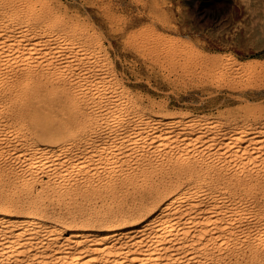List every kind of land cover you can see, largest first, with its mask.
<instances>
[{"label":"bare ground","instance_id":"6f19581e","mask_svg":"<svg viewBox=\"0 0 264 264\" xmlns=\"http://www.w3.org/2000/svg\"><path fill=\"white\" fill-rule=\"evenodd\" d=\"M17 1L18 0H16V2ZM18 9H19V4L14 5V3L3 5L2 9L0 6V112L3 109H7V108H4V106L7 103L8 97L18 98L22 94L24 95L25 93H28V94L31 93L34 95L38 94L39 93V82L37 78L40 77L43 71L45 70L48 71L50 69L49 71L50 72L52 71L51 73H53V75L55 72L56 73L58 72L57 69H60V71L61 69H65L67 71V69H69L73 65V62L76 60L83 62V64L81 63L79 64L89 67L91 62L89 63L88 61H91L92 59L90 58L91 55H89L86 52L87 50H85L84 47L79 46L77 42L76 43L73 42L74 40L71 41L72 39L70 40L69 37L62 35L61 33L60 34L56 33L54 24H51L44 28V32H45L44 35H40L39 32L36 30L29 29L30 26L28 27L27 26L28 24L26 26L22 25L20 23L21 20H18L20 16L17 13ZM43 19L45 18L43 17ZM24 23H25V19H24ZM37 27H39V25ZM58 55H60L61 57L60 60L57 58ZM94 61L98 62L97 60H94ZM94 61L93 63L96 67V62ZM99 65H102V64H99ZM87 67L86 69H88ZM95 67L91 70H94ZM80 68H82V66ZM103 68L104 67L102 65V69ZM65 70H62V71H64L65 73ZM71 70L72 68H70V70L68 71H71ZM73 70H76V69L73 68ZM85 71L87 72V70ZM94 71L93 73L97 72V71L95 72ZM90 73H87V74H90ZM61 74L58 73V75H61ZM83 74L84 72H82L81 75ZM106 74L108 75L110 73L107 72ZM106 74L101 75V71H100L101 77L98 76L99 78L95 77L93 74V77L97 78V79L94 78L95 80L93 79L94 84L97 83V86L95 85V89H92L95 91L97 95L96 98H94L95 96L94 94H93L94 95L93 97L91 96V93L94 92V91L93 92L90 91L91 87H87V89L89 88V91L91 92L89 98L92 97L93 99H97V101L100 102L101 105H103V109H102L103 113L100 112L101 114H99L102 116L99 117L98 114L97 116L101 120L100 121L101 124L105 126L107 130V134L105 136L96 137L97 139L92 136V138L94 139L90 142L88 138L81 137V139L84 138L85 141L86 139L88 140V142L86 141L87 143H83L87 145L84 148L83 146H81L82 148L78 146L79 144L77 146L76 145L74 146L73 143L71 144L69 142H68L69 144H66L64 141L55 146H47V145L45 146L42 144H41L42 146L37 145L35 142H33L34 141L33 139L31 140L30 138L31 136L25 134L26 130L24 131V129L27 127V125L24 128L22 126V123L20 125V123H15L13 121L3 122V123L0 122V141L2 142V139L3 141L5 140L3 145H6V147H7V144H5L6 141L8 143L10 142V144L12 143L11 146L9 145L10 147L8 146L9 148H7V151L11 149L13 154L11 152L8 153L7 151H6L7 153L5 154H11V155L15 154L14 156H17V158L21 157L23 159L22 162H24V164L20 168L21 170L19 171V173L17 174L15 173L16 178L14 182L12 183L14 187L13 188L10 187L12 186L10 185L11 183H9L10 186L7 185V187H10L11 189L8 188V192L7 194H5V195H8L6 198H8L9 204L11 203L12 200H14L15 201L14 204L16 206L18 207L20 206V208L22 206L28 209V211L30 210V212L26 215H23V214L16 215V214H12L10 212L11 210L9 211V208H10V206H8L9 204L3 205L4 211L0 212V264H256V263L264 264V218L262 221H259L261 217H263L262 216L263 214L262 215L260 214L261 217L259 219L258 217L255 216V214L257 215V213H259V211L255 213L256 211L254 209L255 212H251L250 211L251 209L250 201H249L250 209L247 208V204H245V202L243 201L245 199L244 197H246V195L248 194V191L251 190L252 192V189H254L253 187H255L256 184H259L262 187V184H261L262 182L260 181H259L260 183L257 182L258 179L257 180L255 179V177L257 176H254L253 179L256 180V182L254 180L253 182L252 179H249V176L247 175L250 173L246 172L247 173L246 175L248 177L246 178V175H245L246 179L244 178L242 179L240 176L241 180L236 181L237 185L232 187L231 184L235 181H232L231 184L230 183L228 184V182L221 183L223 180L222 178L224 177V175L222 174L223 177L220 178V180L222 179L221 182H217L216 181L217 179L215 180L214 178L215 176L213 177L212 174L209 173V169L212 167L211 162L213 161L211 162L206 161L208 158L206 160L204 158L205 161L202 159L200 161V157H199L200 163L198 165L191 164V161L193 160V158H196L193 155L194 153L207 150L206 151L207 156L209 154L211 156L213 155L215 159L217 156H221V155H224L223 157L225 158L221 156V158L223 159H226V157L228 156L231 159V161L232 159L233 161H236V162L232 161V163H235L236 165H238L239 168H245L248 166V171H250L249 169L250 164L252 166L257 162L264 163V124L263 126H260L257 129H254V128L250 129L248 127H244L241 125L237 126L239 122L236 124L237 127H232L233 123L230 121L232 123L231 127L228 126V127L222 128V127H219L220 125L216 123L217 121L215 122L211 119L206 120L205 118H204L205 120H199L200 118L199 119H196L193 117L187 118V116L186 117L185 116H176V117L170 116L171 118L165 117V116L164 117H150L142 113L141 114L138 113L134 115L133 117L132 116L129 117L128 114L125 113L127 109L126 108L127 101L123 99V96L121 98L117 97L113 99L112 101L110 100L108 96L106 97L105 95H103L106 92L105 91L106 86L104 87V84H103L105 82L103 81L108 79ZM72 75L70 76V78L73 77ZM103 76L104 77L106 76V79ZM88 77L90 79V77H92L91 74ZM109 78H110V75H109ZM62 81L64 82V79L61 80V82ZM79 81L83 82V79ZM87 81L88 80H86L85 82L87 83ZM80 84L81 83H79V85ZM88 84L87 86H89ZM85 85L82 84L83 87H86ZM26 86H29V89H24V87ZM77 86H76V89H77L76 91H78ZM79 89L81 91L80 87ZM83 92L82 94H85V92L84 93ZM113 94L115 93H112V95ZM125 95L127 94L125 93ZM82 96L83 97L81 98H85L84 97L85 95H82ZM76 97L77 95L75 96V99ZM92 98L91 100L90 99L89 100L93 102ZM85 99H87V97ZM128 99L130 101V98ZM80 101H82V99ZM109 101H112V105H108ZM83 102H85V100H83ZM92 102H89L86 105L89 106L88 104H91ZM95 102L96 101H94V103ZM8 104H9V101H8ZM81 104L83 103L81 102ZM129 106L130 104L128 105V107ZM90 107H92V105ZM93 107L95 106L93 105ZM83 108H84V105H83ZM80 109H82V107ZM90 110L88 109V111ZM135 110L132 109V112H134ZM26 116H29V115H26ZM93 116H95L94 118L95 120L89 121V122L87 121L88 123L97 122L98 117L96 118V115H93ZM0 117L2 116L0 115ZM2 119L4 120V118ZM87 119L90 120V117ZM27 121L29 120H26V122ZM72 121L73 120L71 119L70 123L67 125H70V126L73 125ZM220 121L221 120H219V122ZM26 122H24V126ZM95 126H97V124H95ZM68 127L69 126H67V128ZM257 127H258V124H257ZM74 128H73V131H74ZM93 129H95L94 126H93ZM73 131L71 132V135L73 134ZM30 132L28 134H30ZM90 132H93V130ZM94 133L95 132H93V134ZM83 134L86 135L85 133ZM89 134L90 133H88V135ZM85 141L83 140V142ZM81 143H82V140H81ZM3 145L1 147H3ZM1 147H0V160L4 161L6 158L5 157L6 155L3 154L5 151ZM158 152L161 155V157L160 156L158 157L164 158L169 161L172 160L177 165H180V167H184L182 168L181 174L180 172L179 174L181 176L183 174L185 177H187L188 182H189L188 186L186 187L184 186V188L179 189V190L175 189V191H169L165 198L166 200L164 201V203L162 202L163 204L160 206L157 212H153L148 215H142L141 212L144 211L145 209H148L149 207V205L147 204L153 201L152 199H150V201H147V204H143L144 201L143 203H137V207H136L137 211L135 210L136 212L133 214H124L121 212L120 213H110L111 215H108L107 218L105 216H102L101 218L99 216V213L101 211H103L104 213L106 211L107 212H111V210L113 211L114 205H113L112 200L107 202L101 197L100 199H102L103 201L99 202L98 200L99 204L96 202L97 197H94V199L96 198L94 202H93V199L90 200L93 194L94 195L95 193L97 195L99 194L97 192L101 190L100 188L102 186V184L99 187L97 186V184L92 183L93 177L91 178V175L93 176V174H96L94 175V177L96 176V178L98 179H100V177L101 179L102 178L107 179V181H104V183L102 182L104 186L108 184L110 178L115 179V181L117 179L116 185L117 183L120 185L121 183L120 181L122 180L127 181V182L131 181L132 180L131 176H133L134 178V174H136L139 171V173L141 174L139 177L141 182L138 181V183L139 184L145 183L146 181L150 180L148 179V177L151 179L153 178V176H150L151 171L155 169V167H153L152 165L158 166V169H159V166L162 169H164V167H162L163 165H161L162 162L165 161L164 159L163 161L160 160V162L159 161L155 162L156 161L155 159H157L155 157V159L153 160L154 158L153 155L154 156L158 155L156 154ZM197 154L199 156V153ZM207 156H204V157H207ZM131 157H133L132 159L136 160L135 162L136 164L134 163L135 167L128 168L127 163L128 161H130L129 159ZM12 160L13 159H11V162ZM194 161H196V164H197L198 160H194ZM14 162L12 163L14 164ZM222 162L224 161H221V163ZM167 163H165V167ZM7 164L12 165L10 162ZM12 166L15 167L14 165ZM12 166L11 168H13ZM258 166L260 165L258 164ZM173 167L174 166H172L170 169L168 168V165H167V168L170 170H172ZM224 167L226 166L224 165ZM176 168L174 169L176 170ZM229 168H231V166ZM220 169L222 170L223 168H220ZM10 170L13 171V169H10ZM146 170L147 171L150 170V171L147 172ZM160 170L159 171L156 170L158 171V174ZM219 170H218V173H219ZM230 170L231 169H229V171ZM242 170L240 172H242ZM224 171H226V169ZM254 171L252 170V173ZM16 172H18V170ZM149 172L150 174H148ZM175 172L176 171H173V173ZM226 172L228 173V170ZM237 172L240 173L238 170ZM237 172H235V174ZM44 173L48 175L47 176L48 178L45 181H42V175ZM153 173H155V170ZM164 173H166L165 170H164ZM169 173H167V175ZM227 173H225L226 174L225 176H227ZM1 174L3 175V172H1ZM11 174H14V173H11ZM231 174H228V176ZM97 175L99 177H97ZM170 175H168L169 179H170ZM174 175H172L173 178H174ZM255 175L257 174L255 173ZM88 176L90 177L88 178ZM155 176L157 178V175ZM137 177H138V173H137ZM161 177L165 178L164 176H161V175L158 178L160 179ZM229 177L231 178V176ZM90 178H91V181L89 180ZM225 178L226 177H224V181H226ZM236 178L237 177H235L234 180ZM229 179L227 178V181ZM136 180H138V178ZM153 180L154 179H152V181ZM135 181H133L134 183L133 187L135 185V188H136V185H138V183L137 181L136 182ZM152 181H150L149 183L152 184ZM179 181L180 180H178V182ZM35 182H40L39 184H41L39 188H41L42 191H39V192L42 193L43 190L49 189L53 191V193L55 194V196H57V198L59 197V195H61L62 197L63 194L68 193L69 190L71 191V189H73L72 188L73 184H77V186L80 184L81 186H78L77 189L79 187H82L85 190L84 191L85 197L82 196L83 194L81 196L84 198V200L85 199L90 200L92 204H90V206L87 208L84 214L80 213L82 209L79 213L76 210L78 213L77 215L81 216L82 221H84L86 224L92 221L99 220L101 224L103 223L104 227H86L85 226L86 224H80L82 226H79L77 228L72 227V226L63 228L61 226L50 224L49 222H46L43 218H41L39 215H37L38 212H42V208L44 207V206L42 207L43 202L37 203L36 201V202H28L24 204L23 202L25 200L24 199L22 200L23 203L22 202L19 203L17 201L19 204H16V199L20 197L18 193L27 192L28 194V191H31L34 189L33 185L36 184ZM93 182H96V181H93ZM124 184L125 183H122L121 185H124ZM128 184L130 185V182ZM210 184H212V187L213 185L214 187L215 185H217V188H218L217 191L215 189L211 190L210 188H209L210 190L205 189L206 187L204 186L210 185ZM147 185H148L147 188L150 189L149 184ZM75 187L76 186H74V188ZM164 187H165V184H164ZM113 188L108 190L107 192L108 194L111 193L110 194L111 198L112 197L114 198L115 196ZM121 188L122 186L120 187V189ZM77 189L76 191L79 192L80 188L78 189L79 191ZM127 189L128 188H126V190ZM255 189L257 190V187ZM73 190L71 192H73ZM126 190L124 192H127ZM140 190H141L140 192H142V189ZM164 190L165 188H161V189L159 188V190H156V191L154 190L155 195L153 194V196L154 197L158 196L159 198V196L163 194V192H165ZM168 190H171V189H168ZM102 191H104L103 188H102ZM80 192H79V195H80ZM257 192H256V195H257ZM263 192L261 191V193ZM129 193L130 192H128L127 195ZM132 193L129 195L131 196ZM242 193L243 194L245 193V196H242ZM31 194H34V192ZM72 195L74 199L75 195L77 196L78 194H76L74 191ZM103 195L102 197L105 198V196ZM141 195L143 196V194ZM259 195L262 196V194H259ZM126 196H125L126 200L124 201H126L125 204H128L127 203L128 197L126 198ZM132 196L135 197V195H132ZM65 197H63V199ZM88 197H90V199ZM149 197H150V193H149ZM22 198L23 197H21V199ZM80 198L78 199L79 201H80ZM263 198L264 197H262V199ZM98 199H99V195H98ZM119 199L118 201H120ZM155 200L157 201V198ZM55 201L57 202V200ZM87 201H85L86 204L89 202ZM81 202H83V200ZM81 202L80 204L83 207ZM58 203L60 204V200ZM77 203L75 204V202H73L75 206L79 205ZM252 205H253V202H252ZM72 207L70 208L72 209ZM256 207H257V204H256ZM64 210L66 211V209ZM54 212H56V210ZM68 213L70 212L68 211ZM74 215H75V212H74ZM72 216L73 215L68 216L69 219ZM255 217L259 220L257 221ZM73 219H75V217ZM254 220H256V223L254 222ZM251 223L256 224L255 225L256 228L254 227L255 231L252 230L253 225Z\"/></svg>","mask_w":264,"mask_h":264},{"label":"rangeland","instance_id":"374dc122","mask_svg":"<svg viewBox=\"0 0 264 264\" xmlns=\"http://www.w3.org/2000/svg\"><path fill=\"white\" fill-rule=\"evenodd\" d=\"M13 1L16 2V0H0L1 9L3 5L13 4V3L14 5L19 4V9L17 13L20 16L18 20H21L20 23L22 25L26 26L28 24L27 26L28 27L30 26L29 29L36 30L39 32L40 35H44L45 33L44 28L51 24H54L56 33L58 34L61 33L62 35L69 37L70 40L72 39L71 41L74 40L73 42L75 43L77 42L79 46L84 47L85 50H87L86 52L89 55H91L90 58H92L91 61H88L89 63L91 62L89 67L81 65L83 64V62L76 60L73 62V65L70 67L72 68L71 71H68L70 70V68L67 69V71L65 69H61V71L60 69H57L58 72L57 73L55 72L54 75L53 73H51L52 71L51 72L49 71L50 69L48 71L45 70L46 72L43 71L44 73L42 72L41 75H43L44 77L40 75L41 78L40 77L37 78L39 82V93L36 95L38 96L31 94V93L30 94L25 93L24 95L22 94L23 96L21 95L22 97L20 96L18 98L17 97L7 98V103L4 106V108H7V109H3L2 111L4 112L2 111L0 112V115L2 116L0 117V122L3 123V122L13 121L15 123H20V125L22 123V126L24 128L27 125V127L24 129V131L26 130L25 134L31 136L30 137L31 140L33 139L34 140L33 142H35L37 145L42 144L45 146L46 145L55 146L64 141L66 144L73 143L74 146L75 145L77 146L79 144L78 146L80 147L83 146L84 148L87 145L83 143H87L88 140L90 142L96 137L105 136L107 134V130L105 126L101 124L100 122L101 120L99 119V117L102 116L99 114L103 113V110H102L103 105H101L100 102L97 101V99L92 98L94 95H95L94 98L97 97L95 91L92 90V89H95V85L97 86V83L94 84V80L101 77V75L106 74L107 72L110 73L108 75L106 74L109 80L106 79V76L105 77L103 76L107 80V81L106 80L103 81L105 82L103 83L104 87L106 86L105 87L106 94L104 93L103 95H105L106 97L108 96L110 100L112 101L113 99L117 97L121 98L123 96V99L127 101L126 102L127 109L125 113H127L129 117L130 116L133 117L134 115L138 113L139 114L142 113L144 115L146 114V116H150V117H164V116L165 117H170V116L171 117H176V116L186 117L187 116V118L193 117L196 119L200 118L199 120H205V119L210 120L211 119L215 122L217 121L216 123L220 125L219 127H222V128L228 127V126L231 127L232 125H233L232 127H237L241 125L244 127H248L250 129H253V128L257 129L260 126H263L264 124V0H18L16 3ZM43 17L45 19H43ZM24 19H25V23H24ZM38 25L39 27H37ZM60 55H58L57 57L59 60L61 59ZM94 60H97L98 62ZM93 61L96 62V67ZM97 64L98 65L102 64L104 68L102 69V65H99L100 66L99 67ZM80 65L82 66V68H80L81 67ZM86 67L88 69H86ZM94 67H95L94 70L97 72H95L94 70H91ZM73 68L76 70H73ZM62 70H65V73ZM85 70H87V72ZM102 70L105 72H103ZM93 71L96 74L93 73ZM100 71H101V75H100ZM71 72L73 75L71 74ZM82 72H84V74L86 75L84 74L81 75ZM58 73L59 74L62 73L63 74V75L61 74L62 77L61 75H58ZM87 73L91 74L92 77H90V79L88 77L90 76V74H87ZM65 74L66 75L68 74L67 77ZM93 74L97 78L93 77ZM71 75L73 77L70 78ZM109 75H110V78H109ZM63 79H64V82L62 81L63 82L62 83L61 80ZM82 79H83V82L79 81ZM91 79L93 82L91 81ZM86 80L90 81L91 83L88 81L86 83L85 82ZM76 81L78 84L76 83ZM79 83H81L80 84L81 86L82 84L83 85L86 84L85 85L86 87L82 86L83 87L82 88L79 85ZM87 84L89 86H87ZM75 85L76 86L78 85L77 86L78 91H76L77 89ZM79 87L81 88V91ZM87 87H91L90 91L91 92L94 91V92L91 93L89 91V88L87 89ZM24 89H29V86L24 87ZM110 89L113 90L114 92L111 91ZM82 90L85 92V94H82L83 92ZM90 93H91V96H92L91 98L93 102L90 101L91 100V98H89ZM112 93H115L116 95L113 94L114 95L113 96ZM125 93L128 96L125 95ZM109 94H111L112 96ZM76 95L77 97L75 99ZM82 95H85L84 97L85 98L87 97L88 100L85 98H81L83 97ZM78 97L80 98V100L82 99V101H80ZM128 98H130L131 103ZM83 100H85V102H83ZM8 101H9V104H8ZM94 101L96 102L94 103ZM112 101H109L108 105H112ZM81 102L83 104H81ZM89 102H92V103L88 104L89 106H87L86 104ZM129 104L130 106L128 107ZM83 105H84V108H83ZM91 105L92 107L93 105L95 107L92 108L90 107ZM81 107L82 109H80ZM88 109L89 110L92 109V110L88 111ZM132 109L135 110L137 113L135 111L132 112ZM130 111L132 114L130 113ZM24 114L29 115L30 117ZM97 114L99 117L97 116ZM5 115L7 116V118ZM93 115H96V118L98 117L97 122L88 123L89 121L95 120L94 119L95 116ZM89 117H90V120L87 119ZM2 118H4L5 121ZM71 119L73 120L72 121L73 125L71 126L67 125L70 123ZM218 119L221 121L219 122ZM26 120H29V121L26 122ZM24 122H26L25 126H24ZM95 124H97L98 127L95 126ZM257 124H258V127H257ZM67 126L69 127L67 128ZM93 126L95 129H93ZM72 127L73 128L75 127L74 131ZM87 129L89 130V132ZM92 130L93 132H95L94 134L93 132H90ZM72 131H73V134L71 135ZM99 131L100 133L101 132L103 133L100 134ZM29 132L30 134H28ZM86 132L90 133L91 135L89 134L90 135L89 136L88 133ZM83 133H85L86 135H84ZM92 136L94 138H92ZM81 137L88 138V140L86 139L87 142L85 141L84 138L81 139ZM81 140H82V143H81ZM83 140L85 142H83ZM4 141L3 139H2V142L0 141L2 143V144L0 143L1 144L0 147L3 145ZM5 144H7V147L6 145H3V147L1 148L4 149L5 152L3 151L4 152L3 154L6 155L5 156L6 158L4 161L2 160L3 162L0 160V164H1L0 165V191H1L0 193H2L0 194L1 196L0 197V212L4 211L3 209L4 204H9L8 203L9 200L8 198H6L8 195H5V194H7L8 188L14 187L12 183L14 182L16 178L15 173L16 174L19 173V171L21 170L20 168L24 164V162H22L23 159L21 157L17 158V156H14L15 154L14 155L5 154L7 152L12 153L11 149L10 150L8 149L9 151H7V148H9L12 145V143L10 144V142L8 143L6 141ZM206 151L207 150H204L202 152H197L199 153V156L197 153H194L193 155L196 158H193V160L191 161V164L198 165L201 159L204 160V158L205 160L208 158L206 161H209V162L211 161L214 162L215 160L214 163L211 162L212 167L209 169V173L212 174L213 177L215 176L214 178L215 180L217 179L216 180L217 182H221V180L223 179L221 183L228 182V184L229 183L231 184L232 181H235L231 184L232 187H234L237 185L236 181L241 180V178L246 179L248 176H249V179H252V181L254 180L253 179L254 176H257L255 177L256 180L258 179L257 182L258 183L262 182L261 183L262 187L259 184H256L255 187L253 188L255 189L257 187V190L255 189L254 191V189H252V192L251 190H249L246 197H244L245 199L243 198L244 199L243 201L245 202V204H247V208L253 209V210L250 209L251 212L256 211L255 213H257L259 211L257 215L255 214L256 217L260 219L261 215L263 214L262 215L263 217H261L260 220L255 217L257 221L258 220L262 221L264 218V198L262 199V197H264L263 195L264 193L263 192L264 191V175H263L264 165L263 164L264 163L257 162L254 164L255 166L254 165L251 166L250 164L249 166V169L251 171L250 172L248 171V166L245 167L246 169L239 168L238 165H236L235 163H232L233 159L231 161V159L228 156L226 157L227 161L226 159H223L225 158L223 157L224 155H221L223 158H221V156H217L215 159V157L213 155L211 156L209 153H208L209 155L207 156ZM156 154L158 155H155V156L153 155L154 157L153 160L156 157L159 160L155 159L156 160L155 162H158V161L160 162V160L163 161L164 158H160L161 157L160 153L158 152ZM204 156H207V157H204ZM14 157L15 159L16 158L17 159L15 160ZM199 157H200V161H199ZM132 158L133 157H131L129 159L130 161H128V163L130 162L131 164L127 163L128 168L135 167L136 160ZM11 159H13L12 162H14L15 160L14 164L11 162ZM164 160L165 161H163L161 164L163 165L162 167H164V169H162L160 166L158 169V166L152 165L153 167H155V169H153L152 167L153 169L152 171L154 172L155 170V173H153L152 171H151V174L153 173L152 175L150 174V172L148 173L150 174V176H153L152 179H154L153 180L154 182H153L152 179L148 177V179L150 180L145 182L149 184L150 189L147 188L148 187L147 184L138 183V181L141 182L139 178L141 174L139 173V171L137 172L138 177H137V173L134 174V178L133 176H131L132 177L131 179L132 180L134 179L133 181H135L138 178V180H136L138 183V185H136V188H135V185L133 187L134 183L132 180L128 182L122 180L123 182L120 181L121 183L118 181L120 185L118 183L116 185L117 179L115 181V179H112V178L109 179V182L107 185H105L106 186L105 187L103 183L104 181H107V179L105 178L101 179V177L100 179H98L96 178V176L94 177V175L96 174H93V176L91 175V178L93 177L92 180L96 181V182L92 181V183L97 184V186L99 187L102 184V186H104L105 189L104 187L101 186L100 188L101 190L97 192L99 193L98 194L99 199L96 193H95L96 196L93 194L94 196L92 195L91 199L90 197L88 198L90 200L93 199V202H94L96 199V198L94 199V197H97L96 202L98 204L99 202L103 201L102 199L106 200L107 202L112 200L113 205L115 206V207L113 206V211L112 210L111 212L106 211L105 213L101 211L99 213V216L101 218L102 216H105L107 218L108 215H111L110 213H120V212L124 214H133L137 211L136 210L137 203H143L144 201L143 204H147V201H150V199H152L153 201L147 204L149 205V207L148 209H145L144 211L141 212L142 215H148L150 213L157 212L160 206L166 200L165 198L169 191H175V189L179 190V189L184 188V186L185 187L188 186L189 182H188L187 177H185L183 174L182 176L180 175L182 168L184 167H180V165H177L172 160L170 161L166 159ZM194 160H198L199 162L197 161V164H196V161ZM221 161H224V162L221 163ZM9 162L12 165H14L16 168L10 164H7ZM164 162L165 163L168 162L166 164V167H165ZM233 162H236V161H233ZM258 164L260 166H258ZM167 165H168V168L170 169L172 166L174 167L172 168V170H170L167 168ZM224 165L226 167L229 165L227 167L228 169L224 167ZM11 166L13 168H11ZM230 166L231 168H229ZM232 166L234 169L232 168ZM174 168H176V170ZM220 168H223V169L221 170ZM10 169H13V171L14 170L15 171L13 172ZM16 169L18 170V172H16L17 171ZM225 169L226 171L228 170V173L224 171ZM229 169H231L230 171H232L233 173L230 172ZM240 169L241 170L243 169L242 172H240L241 171ZM156 170L158 171L160 170L159 174H158V171ZM164 170L166 173H164ZM168 170L170 171V173L172 171L171 175ZM218 170H219V173H218ZM237 170L240 173H238ZM252 170L254 171L253 173H252ZM173 171H176V172L173 173ZM234 171L237 173L235 174ZM1 172H3V175L1 174ZM10 172L14 174H11ZM223 172L227 173V176H225L226 174ZM246 172L247 173L249 172L251 176L253 174L254 175L251 177L250 174H247ZM167 173H169L168 175H170V179L168 178ZM255 173L257 175H255ZM174 174L176 175V177ZM222 174L224 175V177H226L225 178L226 181H224V177ZM228 174H231L229 176H231L232 179L228 176ZM155 175H157V178L160 177V175L164 176L165 178L161 177L160 179L159 178L157 179ZM172 175H174V178L172 177ZM245 175H246V178H245ZM47 176L48 175L44 173L42 175V181H45L48 178ZM233 176L234 178L235 177L237 178L234 180ZM89 177L90 176H88V178ZM97 177L99 176L97 175ZM91 178L89 179L90 181H91ZM220 178L222 179L220 180ZM227 178L228 179L230 178L229 180L231 182L229 180L227 181ZM183 179L184 180L186 179L185 180L186 182ZM5 180L7 181V183ZM178 180H180L181 182L180 181L178 182ZM256 180L254 181L256 182ZM150 181H152V184L149 183ZM129 182L131 186L128 184ZM9 183H11L10 185L12 186H10ZM35 183H36L35 184L36 186L33 185L34 189L32 188L33 190L28 191V194L27 192L18 193V195L20 196L18 197V199L19 198L20 199L19 200L16 199V204L21 203L22 200L24 199H25L23 201L24 204L28 202H36V201L37 203L43 202L42 207L43 206L44 207L42 208V212H38L37 215L43 218L46 222H49L50 224H54L57 226H61L63 228H67L68 226L77 228L79 226H82L80 224H86L84 221H82L81 216H78L77 214L81 211V209L82 211L80 213L84 214L87 208L90 206V204H92V202H90V200L88 199L84 200L83 198L85 197L84 188L82 187H79L80 189L78 188L81 192L77 189L78 186H81L80 184L78 186L77 184H73L72 188L75 189V190L71 189V191L73 190V192L69 190L68 191L69 194L68 193L63 194L62 197L61 195H59V197L57 198V196H55L52 190L46 189L47 192L46 190H43L42 193L39 192V191H42L41 188H39L41 184H39L40 182H35ZM122 183H125L124 184L125 186L121 185ZM153 183L155 186L153 185ZM164 184H165V187H164ZM7 185L10 187H7ZM174 185L175 186L177 185L176 188ZM210 185H205L204 186L206 187L205 189L207 190L215 189L217 191L218 189L217 185H215V187L214 185L212 187V184ZM74 186L76 187L74 188ZM121 186L124 189L122 188L120 189ZM102 188L105 192L102 191ZM112 188L115 194L114 198L113 197L111 198V195H110L111 193L109 194L107 193L108 190ZM126 188L128 189L126 190ZM134 188L137 192L134 190ZM159 188L160 189L165 188L164 190L165 192H163V194H161L159 198L158 196L154 197L153 196V194L155 195L154 190L155 191L159 190ZM76 189L80 192V195H79V192L76 191ZM117 189L118 190L120 189V190L118 191ZM140 189H142V192H140L141 191ZM168 189H171V190H168ZM258 189L261 190L263 193H261V191H259ZM35 190H37L38 192ZM125 190L127 192H124ZM74 191L78 195L77 196L75 195L73 199L72 194L74 193ZM257 191L259 192V194H262V196L259 195ZM30 192L31 193L34 192V194H31ZM128 192H130L129 194L133 192L132 195H135V197L132 195L130 196L129 194L127 195ZM148 192L150 193V197H149ZM256 192H257V195H256ZM101 193L102 195L104 193L105 194L107 193L106 195L105 194L103 195L105 196V198L102 197ZM141 194H143V196ZM67 195H69L70 197ZM124 195L126 196V198L128 197L127 198L128 204H125L126 201L124 200L126 199ZM242 196H245V193L244 194L242 193ZM21 197L23 198L21 199ZM63 197H65L66 199L65 198L63 199ZM100 197L102 199H100ZM33 198L35 201L33 200ZM79 198H80V201L78 200ZM154 198L155 199L157 198V201ZM40 199L41 200L44 199V200L41 201ZM72 199L75 201H73ZM118 199L120 201H118ZM47 200L48 202L49 201L50 202L48 203ZM55 200H57V202ZM59 200H60V204L58 203ZM82 200L83 202H81ZM12 201L8 205L10 206L9 211L11 210L10 212L12 214L26 215L30 212V210L28 211V209L22 206L21 208L20 206L19 207L16 206L14 204L15 201L14 200ZM85 201H87L88 203L86 204ZM249 201H250L251 207L249 205ZM73 202H75V204L79 202L77 204H79L80 206L79 205L75 206ZM80 202L82 203L83 207L81 206ZM252 202H253V205H252ZM255 203L257 204V207ZM72 206L75 207L76 209L73 208ZM60 207L62 210L60 209ZM70 207H72V209ZM53 209H55L56 212H54L55 210ZM64 209H66V211ZM76 210L78 211V213ZM68 211L70 213H68ZM74 212H75V215H74ZM71 215L73 216L70 217L69 219L68 216H71ZM74 217L75 219H73ZM256 220H254L255 223H256ZM87 224L85 225L86 227H104L103 223L101 224L99 220L92 221ZM252 225H253L252 230L255 231L256 224L253 223ZM256 264H259V263H256Z\"/></svg>","mask_w":264,"mask_h":264}]
</instances>
